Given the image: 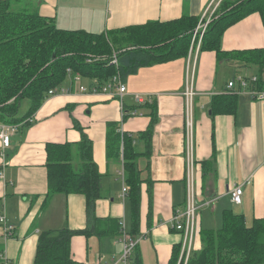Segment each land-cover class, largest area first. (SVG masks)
Segmentation results:
<instances>
[{"label": "crops", "instance_id": "1", "mask_svg": "<svg viewBox=\"0 0 264 264\" xmlns=\"http://www.w3.org/2000/svg\"><path fill=\"white\" fill-rule=\"evenodd\" d=\"M10 1L13 7L50 19L59 29L100 34L183 16L204 23L217 0ZM221 48L225 52L264 49L260 15L251 13L227 27ZM230 62H218L214 52H199L195 46L185 58L140 68L122 82L125 92L120 97L80 92L81 86L87 90L93 87V81L77 74L80 80L74 83L75 75L68 72L59 89L69 91L49 96L20 123L9 147H0V213L14 227L4 247L0 241V251L5 250L11 264H33L42 231L86 227L81 194H54L43 208L46 145L79 142L77 125L89 137L93 162L103 176L104 194L96 203V216L122 220L125 229L130 228L129 200L126 193L122 195L126 187L121 178V157L107 159L106 128L119 124L123 133L135 139L134 149L142 153L144 142L137 137L150 124V105L156 110L150 151L137 158L142 184L136 236L140 240L134 256L140 264H168L178 246L181 255L183 234L174 227V214L186 207L190 197L198 208L191 251H200L201 232L221 228L225 211L242 216L247 226L264 219V101L251 97V84L243 90L237 83L228 88L230 82L244 75L238 71L246 69H237L235 60L232 66ZM189 89L193 93L189 98L192 128L187 139L189 102L185 93ZM221 95L234 97V111L212 117V98ZM236 185L242 187L240 205H234L229 194ZM117 241L118 237L112 236H75L71 240L73 259L82 264H107L122 249Z\"/></svg>", "mask_w": 264, "mask_h": 264}, {"label": "trees", "instance_id": "2", "mask_svg": "<svg viewBox=\"0 0 264 264\" xmlns=\"http://www.w3.org/2000/svg\"><path fill=\"white\" fill-rule=\"evenodd\" d=\"M12 4L10 0H0V124L5 125L19 127L31 117L48 98V92L65 82L68 72L93 81L90 86L100 91L115 76L124 82L145 66L185 58L199 38L192 40L199 20L190 16L93 34L59 29L50 19ZM254 12L260 15L264 27V0H222L201 38L199 52H214L218 62L235 60L237 69L257 67V83L251 85V90L264 91V49L225 52L221 48L225 29ZM24 101L27 111L19 117ZM235 103L232 95L212 98V117L231 114ZM154 107L149 106V126L137 137L144 142L142 153L134 149L135 139L123 133L119 124H108L106 128L107 159L121 157L132 238H137L140 223L142 180L137 158L150 151V135L156 121ZM75 127L81 133L79 142L46 145L47 194L43 208L54 194H81L85 199L87 224L82 230L64 227L42 231L33 264H82L73 259V237L121 235L119 220L100 219L95 214L97 201L103 199V176L93 162L89 137L78 125ZM148 191L150 194V188ZM200 242V251H192L186 264H264V219L247 226L242 216L225 211L221 228L201 232ZM136 248L132 264H140L137 255L134 256ZM168 261V264H183L179 246L174 247Z\"/></svg>", "mask_w": 264, "mask_h": 264}, {"label": "built area", "instance_id": "3", "mask_svg": "<svg viewBox=\"0 0 264 264\" xmlns=\"http://www.w3.org/2000/svg\"><path fill=\"white\" fill-rule=\"evenodd\" d=\"M222 0L216 1L215 8L213 7L212 13L209 15V17L206 20L205 24H208L211 20L212 16H214V13L216 9L218 8L219 4ZM199 28V27H198ZM197 30L193 33V40L196 37ZM203 31H201L200 37L198 38V42L196 44L197 50L200 49V41L202 37ZM192 48V47H191ZM80 80L79 75H75L73 77V82L76 83ZM237 83L239 85V88L241 90L245 89L249 84L257 83V77H251L248 79H245L244 77H238L235 81L230 82L228 84V88L232 89L234 88V84ZM69 90L65 89H53L48 92L47 97L53 96L57 93H65ZM80 92H90V93H101V94H109L112 97L115 96H121L122 93L125 92V86L122 83V81L119 79V77L115 76L112 80V82L108 83L106 86H104L100 91H97L95 87H91L89 90H87L85 87H79ZM192 90L189 89L188 92L185 94L187 95V103L189 102L188 106L186 107V129H187V139H190V133L192 128V121H191V100L189 99L191 97ZM251 97H253L256 100L264 101V91L259 90H251L250 93ZM138 102H141V99L139 97L136 98ZM18 130L17 125H5L0 124V147L1 149H6L9 147L10 144V138L11 136L16 133ZM122 195L126 193V188H123ZM231 202L234 205H240L241 203V197H242V187L241 186H234L229 192ZM188 204H186V207L182 211H176L174 214V221H175V229L178 232H182L183 238L181 243V255L180 259L183 258V264H186L191 251V245L192 241L195 235V216L196 212L198 210L197 206L192 202L191 197L189 198V201H187ZM119 228H120V234L118 236L117 243L122 248L120 250L119 255L112 259L111 262L107 264H132V257L133 252L135 248L138 245V242L140 238H132L127 231H125V224L124 221H119ZM0 241L2 242L3 247L7 243L9 239L12 238V234L14 231V227L12 224L8 223L4 213H0ZM5 250L0 251V262L1 264H11L9 258L4 253ZM92 264V263H91ZM93 264H102L99 261H95Z\"/></svg>", "mask_w": 264, "mask_h": 264}, {"label": "rangeland", "instance_id": "4", "mask_svg": "<svg viewBox=\"0 0 264 264\" xmlns=\"http://www.w3.org/2000/svg\"><path fill=\"white\" fill-rule=\"evenodd\" d=\"M212 19V18H211ZM193 40V38H192ZM87 63H92L93 61H86ZM95 62V61H94ZM234 72L235 69H233ZM239 73L238 74H244L242 77H248V78H251V77H257L258 76V68L257 67H251L249 69H245V70H240L238 71ZM237 74V73H236ZM257 75V76H256ZM235 77V76H234ZM27 103L26 101H24L22 104H21V108L19 109V117L21 116H24L25 115V111H27ZM125 231L129 232L130 231V228H128V226L126 227Z\"/></svg>", "mask_w": 264, "mask_h": 264}, {"label": "flooded vegetation", "instance_id": "5", "mask_svg": "<svg viewBox=\"0 0 264 264\" xmlns=\"http://www.w3.org/2000/svg\"><path fill=\"white\" fill-rule=\"evenodd\" d=\"M206 22H204V23H200L197 27H196V29L195 30H197V33H196V37H200V34H201V31H203V34H204V32H205V30H206V27H207V25L208 24H205ZM199 27V28H198ZM203 34H202V36H203ZM202 38V37H201Z\"/></svg>", "mask_w": 264, "mask_h": 264}]
</instances>
